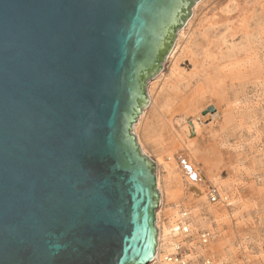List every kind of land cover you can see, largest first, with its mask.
Returning <instances> with one entry per match:
<instances>
[{
	"label": "water",
	"instance_id": "water-1",
	"mask_svg": "<svg viewBox=\"0 0 264 264\" xmlns=\"http://www.w3.org/2000/svg\"><path fill=\"white\" fill-rule=\"evenodd\" d=\"M199 0H0V264H148L133 125Z\"/></svg>",
	"mask_w": 264,
	"mask_h": 264
},
{
	"label": "rangeland",
	"instance_id": "rangeland-1",
	"mask_svg": "<svg viewBox=\"0 0 264 264\" xmlns=\"http://www.w3.org/2000/svg\"><path fill=\"white\" fill-rule=\"evenodd\" d=\"M205 1L207 0H199L190 9L191 15L177 31L172 47L162 63L161 71L147 81L146 92L149 101L150 90L153 89L154 92L161 90L162 78L160 77L167 76L170 72L172 60L168 57L178 41L179 32L183 29L187 31L186 25L199 15ZM239 1H242L247 8L251 7L248 13L250 19L247 23V38L238 34L233 38H227L225 44L223 39L226 31L220 28L213 35L214 46L209 47L215 59L212 63L204 60V57L199 60L201 63L198 66L199 69L201 67V71L207 69L205 74L218 77V89L214 94L209 93V89L197 81V76L191 78L192 88L186 87L184 82L181 86L183 93L187 90L185 95L190 94L198 86L197 84L201 89H206L204 101L208 103L207 105L204 103L206 109L200 112L199 117L202 122V131L190 147L192 151L190 153L195 152L196 169L212 183L207 184L208 194L215 189L220 198V201L210 203L207 195L206 202L199 203L201 217L208 221L207 225L203 229H197L193 232V236L190 234L191 237L183 241L188 244L184 247L187 249L190 247L186 255L194 254L193 257L196 258L194 262L197 264H203V260L209 261L210 264H264V0ZM208 2V5L217 4L224 8L228 0H209ZM230 10L233 11L234 7L231 6ZM229 15L234 16V12ZM178 65L189 75L193 71L192 65L187 61L180 62ZM189 70L192 71L189 73ZM200 70L198 75L206 76L202 75ZM175 111L177 112L178 108ZM212 113L215 115L211 116ZM139 116L133 125V136L141 153L152 160L156 166V183V177L162 175L156 162L158 152L152 141L145 139L141 134L140 136L136 134L135 124ZM205 116L208 117L201 118ZM138 137L141 139L138 140ZM216 182L218 184H213ZM220 185H227L228 192H224L222 188L219 189ZM155 187L161 201L160 191L157 185ZM224 198L227 199L224 200ZM162 208L160 210L158 207L154 213L155 225L156 213H159L162 223L167 222L168 207ZM209 209L217 210L220 217L215 218L208 212ZM184 210L182 207L181 212ZM202 231L209 232L215 237L207 247L209 249L200 245L199 233ZM196 247L201 249L198 254H196ZM187 259L188 264L193 262Z\"/></svg>",
	"mask_w": 264,
	"mask_h": 264
},
{
	"label": "bare ground",
	"instance_id": "bare-ground-1",
	"mask_svg": "<svg viewBox=\"0 0 264 264\" xmlns=\"http://www.w3.org/2000/svg\"><path fill=\"white\" fill-rule=\"evenodd\" d=\"M208 1H205L202 10L198 13L199 15L188 22L186 25L188 26L187 31L183 29L179 32L178 41L168 57L172 60L170 72L167 76L160 77V79L162 78V85L160 86L162 89L157 90L158 92H154L153 89L150 90V101L147 109L139 116V120L135 124L136 134L138 136L141 134L145 139L152 141L154 148L158 152L156 162L162 171V175L156 177V185L161 194L159 209H164L162 208L164 206L168 207L166 210L167 222L162 223L159 213H156L157 245L154 258L148 264H169L166 259L174 253L176 244L181 243L184 246L186 243L183 241L187 240L186 238L189 236L191 237L190 234L193 236V232L197 231V229L205 228L208 222L201 217V210L198 205L201 201L206 202V196L209 192L207 184L212 183L196 169L197 159L194 156L195 152L190 153L192 152L190 147L195 143L202 131V122L199 117L200 112L206 109L204 105L208 103L204 101L206 89H201L199 84H197L198 86L190 94L185 95L184 93L187 90L183 93L181 86L183 82L186 87L190 86L192 84L191 78L193 79L197 76V81H200L202 86L207 87L209 93H215L219 84L218 77L205 74L207 69H202L201 71V67L199 69L198 66L201 63L199 60L204 57V60L212 63L215 59L209 47L214 46L213 35L220 28H224L226 31V36L223 39L225 44L227 38H233L238 34L247 38V23L250 19L248 13H250L249 9L251 8H247L239 0H228L224 8L217 4L208 5ZM231 6L234 7L233 11L230 10ZM231 12H234V16L229 15ZM183 61H187L192 65L193 71L189 70V73L192 71L190 75L186 73L187 71L184 72V70L180 69L181 67L178 64ZM198 69L202 75L205 74L206 76L198 75ZM160 91L162 92L160 93ZM176 108H178L177 112L175 111ZM214 115L212 113L211 116ZM206 117L208 116L201 118L205 119ZM137 139L141 138L138 137ZM213 184L216 185L218 183ZM220 188L224 192H228L227 185H220ZM226 199L224 198V200ZM182 207L185 209L183 212L187 213L185 220L182 219ZM208 212L215 218L220 217L217 210L209 209ZM180 223L188 225V235L185 236L174 232V228ZM209 235L208 242L204 244L200 241V245L206 249H209L207 247L215 238L211 233ZM210 248L212 249L211 246ZM188 249L190 251V247ZM195 249L196 254L201 252L200 247ZM193 255L192 253L188 254V256L186 255V264L189 263L187 258L191 261L193 260L190 264H197L194 262L196 258Z\"/></svg>",
	"mask_w": 264,
	"mask_h": 264
},
{
	"label": "built area",
	"instance_id": "built-area-1",
	"mask_svg": "<svg viewBox=\"0 0 264 264\" xmlns=\"http://www.w3.org/2000/svg\"><path fill=\"white\" fill-rule=\"evenodd\" d=\"M208 200L210 203H216L218 201H220V198L218 196V193L215 189H212L210 191V193L208 194ZM227 205V204H226ZM187 218V213L183 212L182 213V219H186ZM174 232H178L181 233L182 235H188L189 234V227L188 225H183V224H178L175 228H174ZM200 236V241L202 243H206L209 241L210 235L208 232L206 231H202L199 233ZM190 238V237H188ZM186 238V239H188ZM189 252V250L182 246L181 243L176 244L175 249H174V253L171 254L167 259V263L169 264H186L185 261V257L186 254ZM203 264H210L209 261H205L203 260Z\"/></svg>",
	"mask_w": 264,
	"mask_h": 264
}]
</instances>
